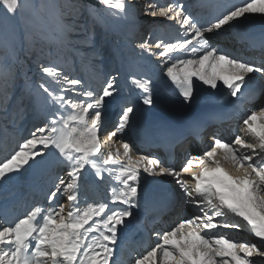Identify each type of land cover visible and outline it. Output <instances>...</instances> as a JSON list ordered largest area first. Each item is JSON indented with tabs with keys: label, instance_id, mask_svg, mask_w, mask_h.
Returning a JSON list of instances; mask_svg holds the SVG:
<instances>
[{
	"label": "snow or ice",
	"instance_id": "6c2138e0",
	"mask_svg": "<svg viewBox=\"0 0 264 264\" xmlns=\"http://www.w3.org/2000/svg\"><path fill=\"white\" fill-rule=\"evenodd\" d=\"M0 9V60L7 70L0 82V120L15 124L33 93L48 109L46 122L0 160V186L27 169L53 163L60 168L44 201L14 221L0 222V264H121V233L134 221L143 223L137 210L145 174L173 178L177 196L195 214L152 229L154 242L131 264H264V104L241 114L239 132L228 138L213 133L205 149L187 153L178 168L171 159L133 155L126 138L135 112L130 101L105 127L104 106L120 91L119 70L105 74L99 87L69 70L79 59L95 65L110 36L122 35L125 46L138 50L127 76L144 105L154 104L152 79L141 67L146 59L163 65L185 103L194 99L198 82L212 90L223 87L238 101L254 76L264 78V59L225 51L210 34L248 14L264 15V0H239L207 21L193 15L187 0H0ZM32 65L38 79L29 76ZM18 81L23 84L13 104ZM257 95L264 89L252 93ZM89 171L97 184L105 174L113 178L110 200L88 201L82 181ZM155 202L146 198L144 205ZM224 229L246 230L254 239Z\"/></svg>",
	"mask_w": 264,
	"mask_h": 264
},
{
	"label": "bare ground",
	"instance_id": "6f19581e",
	"mask_svg": "<svg viewBox=\"0 0 264 264\" xmlns=\"http://www.w3.org/2000/svg\"><path fill=\"white\" fill-rule=\"evenodd\" d=\"M141 2H143V0H141ZM187 2L191 5V11L193 15L199 16L202 21H207L213 16L219 14L223 7L238 4L239 0H187ZM0 12H2V9H0ZM112 30V26L109 25V31L111 32ZM0 31H3L2 26H0ZM161 31L169 36L174 34L172 29H161ZM261 34H264V15L248 14L247 18H242L239 23H234L231 27L225 26L222 30L210 34V39L212 43L218 44L225 51L253 59L258 55L256 61H260L262 58L259 56H264V48L261 47V45L264 43L260 40L261 37H258ZM141 35L142 30L141 32H136V39L138 40ZM255 38H257L256 41ZM114 49L116 50L115 52ZM137 54L138 50L125 46L124 37L122 35L110 36L108 42L103 44L102 54L96 60L95 65L89 64L87 59H79L72 65V68L69 69L73 72V75H80L83 78L89 80L93 87H99L101 85L105 74H115L116 70L120 71L121 75L119 79V94H123L128 99H132L133 104L135 105V112L130 115L129 132H126V135H130V139L127 138V140L133 145V155L140 153L144 155L158 156V151L153 149L152 143L148 140L150 136L149 129L142 126V123L145 122V119L150 118L154 119L155 121L158 120L157 123H159V126L164 123L160 121V118L156 117V114H152L151 110H160L164 113V116L167 115L166 113L171 112L170 117H167L168 119L179 118L190 121L196 117H199L201 120L206 122L211 119L209 115H207L205 118V115H202L204 114V111H206L205 108L226 107L228 105L227 101L231 97L228 96L226 93L227 91L223 87H220L218 90H212L208 86H203L199 82L196 85L194 99L190 103H185L182 97L179 96L178 89H176L170 79L165 76L163 65L156 64L154 59H146L141 62L143 71L147 72L148 76L150 75L151 78L152 76L155 77L159 92L163 96L166 95L165 97L168 96L170 100L167 102L157 101L151 106L148 105V108H144V106L147 105H144L142 101L136 102V99L139 97L135 95L139 94V90L134 88L127 76L128 61L135 58ZM32 67L35 68L34 65H32ZM165 77L166 79H164ZM38 78L39 75L37 74V79ZM254 78L256 77L254 76L253 79ZM3 79L4 78L0 79L1 82ZM21 84H23V81H18L17 87L14 90L12 95L13 104L15 103L16 97L20 95ZM248 85L255 86L259 90L264 89V85L254 84L252 80L248 82ZM251 90L252 88L249 86L247 88V93L250 94ZM166 91L172 92V94H167ZM156 93H153V96H155L154 94ZM208 97L212 100L209 101ZM258 97L256 96L254 102L245 106L246 111L251 110V104H254L255 106V102H257L259 99ZM200 98L204 99L208 103L200 100ZM213 100L218 101V105H212L214 103ZM112 104L116 106L117 109L120 107L116 97L107 100L104 107ZM47 111L48 109L46 108L42 97H39L33 93L30 101L26 98L24 111L18 115L15 124L6 123L5 121L0 120V160H2L6 155L10 154L13 150H18V142H22V139L27 137L31 131H34L37 127L42 126V124L46 122ZM111 112L113 113V111ZM225 119H229L225 129H217V127L213 125L206 129L205 136L209 135L208 137L211 138L213 133H225L223 135L228 136L226 134L227 128L228 132L233 130V127L236 129L237 125L235 123L238 119L236 117L229 116L225 117ZM178 133L180 136H176ZM174 136H176V138L174 137L173 143L177 154L174 162L175 164L176 160L179 161L178 165L181 163L182 159L186 156L188 147L190 149H194V152L192 153H197L201 149H204V144H202V142H199L194 138L187 137V135H185L182 131L175 132ZM118 145L119 143L117 142L116 146ZM138 150L139 152H137ZM183 152H185L184 155ZM53 172H60V168L57 167L55 163H53L47 169H27L21 178H13L12 181H5L4 184L0 186V222L9 220L14 221L15 219L20 218L27 210H30V208L36 202L44 201V193L48 190L54 178ZM60 174L63 173L61 172ZM90 174V171L85 173V176L88 179L86 181H82V184L85 183L87 185H92L95 191L99 189L105 191L106 189L104 185H101V183L104 184L105 181L110 180L111 183H113V178L108 177L109 179H107L106 174L102 182L99 184L94 183L91 180ZM162 178H153L147 176L146 174L142 177L141 185L143 191L141 196V208L137 210V217L138 220H142L143 223L138 225L137 222H135V228L133 230H139L141 227L146 225V219L143 218L144 213L148 212V215L153 213V211L150 210L152 204L145 206L144 200L146 198H154L155 189L147 195L143 194L144 190L149 186H162V181L164 180ZM185 178L190 179L187 174H185ZM169 183H172V180H170ZM165 185L169 186V184L166 183ZM98 186L99 188H97ZM169 195H172V199L169 202V207L173 205V208L166 214L168 219L165 226L171 225L169 224L170 222L175 224L174 222L181 216L180 206L183 203L182 198H179L178 196L176 197V194L173 193ZM176 200L178 202L175 207L174 204L176 203ZM62 201L63 199H61L60 202ZM182 214L187 215L186 211ZM161 225L164 224L162 223ZM165 226H160L157 224L155 225V229H161ZM150 229L151 227H148V231H151ZM133 230L127 229L122 232L120 241L129 239V237H127L125 234L127 231L129 234ZM249 238L254 239V237H252L250 234ZM127 243L128 250L124 248H119L117 250L116 255L119 257V260H122V258L126 260L128 257H132L135 253L133 248L130 247V242L127 241ZM131 252H133V254ZM123 256L126 257L124 258Z\"/></svg>",
	"mask_w": 264,
	"mask_h": 264
},
{
	"label": "rangeland",
	"instance_id": "374dc122",
	"mask_svg": "<svg viewBox=\"0 0 264 264\" xmlns=\"http://www.w3.org/2000/svg\"><path fill=\"white\" fill-rule=\"evenodd\" d=\"M3 52H4V49H3V47H0V57H2L3 56ZM257 57L258 56H256L254 59L256 60L257 59ZM262 59H264V57L262 58ZM0 65H1V67H0V79H2V78H5V75H6V68L4 67V65H3V62H2V60H0ZM32 67V66H31ZM33 73H35V77L34 78H36L37 79V74L38 75H40L38 72H36V70H35V68L34 67H32V72H29V76H33ZM150 76V75H149ZM166 76V75H165ZM257 76V75H256ZM152 85H151V90H152V94L153 93H156V94H154L155 96H154V102H157V101H163V102H167L168 100H170L169 99V97L167 96V97H165V96H163L160 92H159V88L157 87V81H156V79H155V77L154 76H152ZM164 79H166V77L164 78ZM259 79H260V84L261 85H264L263 83H264V78H261L260 76H259ZM258 79V80H259ZM262 81V82H261ZM0 82H1V80H0ZM22 85V84H21ZM157 89H158V91H157ZM154 91V92H153ZM166 93L167 94H172V92H169V91H166ZM227 93V92H226ZM137 94V93H136ZM157 94H159V95H157ZM135 96H138L139 98L138 99H136V102H138V101H141V99H140V91H139V94L138 95H135ZM123 97H125V95H123V94H119V95H117L116 96V100H117V102H118V104H119V108L117 109L116 108V106H114L113 104V106L112 105H108V106H106V107H104L105 109H104V113H105V127L107 128L108 126H110V125H112V124H114L116 121H117V119H118V116L120 115V113H121V108L123 107V106H126V104L129 102V101H131L132 102V104H133V101H132V99H128L127 97H125L124 99H122ZM163 97V98H162ZM128 99V100H127ZM200 100H202V101H204L205 103H208L207 101H205L204 99H201L200 98ZM208 100L209 101H211L212 99L211 98H209L208 97ZM127 101V102H126ZM214 101V100H213ZM258 102V103H257ZM257 102H255V106L253 107V108H256L257 110H258V107L261 105V104H264V95H261V96H259V99H258V101ZM218 101H214V103L212 104V105H218ZM149 106L147 105V106H144V108H148ZM111 111H113V113L111 112ZM237 126H236V129H235V127H233L234 129L233 130H231V131H229L228 133H226L228 136H225V135H223V134H225V133H223V134H221L223 137H225V138H228L229 136H232L233 134L232 133H236V132H239L240 131V129L242 128V121H241V119H240V117H238V120H237V122L235 123ZM227 131H228V128H227ZM126 132H129V126L127 127V129H126ZM220 134V133H219ZM130 135H126V138H128V139H130V137H129ZM208 137V136H207ZM207 137H205L204 138V140H203V146H204V149H205V145H207L208 144V142H209V139L207 138ZM119 146V145H118ZM204 149H201L200 151H198L197 153H199V152H201L202 150H204ZM122 150V149H121ZM188 151L186 152V154L187 153H189V152H194V149H190L189 147H188V149H187ZM107 152V148L105 149V153ZM137 152H139V150L137 151ZM140 154V153H139ZM185 154V152H183V155ZM195 154V153H194ZM179 155V154H178ZM222 155V154H221ZM184 159H185V157L182 159V161H181V163L178 165V163H179V161L178 160H176V165H177V167L179 168L180 166H182V163L184 162ZM222 164L225 166V167H227V168H229L230 170H231V165L230 164H228V163H225L224 161H222ZM25 174V173H24ZM107 176V175H106ZM107 179H109L108 178V176L106 177ZM159 178H162V177H159ZM162 179H164L166 182H169L170 180H172V183H168L169 185L170 184H172L171 185V188L170 189H172V191L173 192H175V189H176V193H177V191H179V189L177 188V186H176V183H175V181H173V178H171V177H168V176H165L164 178H162ZM190 180V182L191 183H193L194 184V181H191V178L189 179ZM106 184V185H105ZM83 186H82V191L84 192V193H86V195H87V197H88V201L89 202H92V200H94V199H102V200H106V201H108V200H110V195H109V187L110 186H112L113 185V183H111V181L110 180H108V181H105L104 182V184H102L101 183V185H104V187H105V189L107 190H105V191H103L102 189H99V190H97V191H95V189H94V187L92 186V185H87V184H82ZM88 186V187H87ZM89 186H90V188H89ZM162 186H164V185H162ZM97 188H99V186L97 187ZM167 190V188H164V190ZM163 190V191H164ZM166 190H165V192H166ZM96 192V193H95ZM83 201H84V196L82 195L81 196V206H83ZM182 201H183V203L181 204V206H180V212H181V216H186V215H184V214H182L183 212H185L186 211V214L187 215H192V214H195V209H193L191 206H189V205H186L185 204V201H184V199L182 198ZM61 203H65L66 204V202L63 200ZM66 207H67V205H66ZM179 212V213H180ZM180 216V217H181ZM179 217V218H180ZM178 218V219H179ZM178 219L174 222V223H176V222H178ZM165 223H166V221H165ZM169 224H173V222L171 223H169ZM164 228V227H163ZM224 231L228 234V235H231V236H234V237H237V238H240V237H247L248 239H250L249 238V233L246 231V230H243V231H239V232H237L236 230H234V229H224ZM248 233V234H247ZM153 240H152V242H154V238H152ZM152 244V243H151ZM150 244V245H151ZM149 247V246H148ZM148 249V248H147ZM146 249V250H147ZM124 258L126 257V256H123ZM122 261H124V259L122 258ZM121 264H131V258H127L124 262H121Z\"/></svg>",
	"mask_w": 264,
	"mask_h": 264
},
{
	"label": "water",
	"instance_id": "95a60500",
	"mask_svg": "<svg viewBox=\"0 0 264 264\" xmlns=\"http://www.w3.org/2000/svg\"><path fill=\"white\" fill-rule=\"evenodd\" d=\"M135 222H133L132 226H130V228H132L134 226Z\"/></svg>",
	"mask_w": 264,
	"mask_h": 264
}]
</instances>
